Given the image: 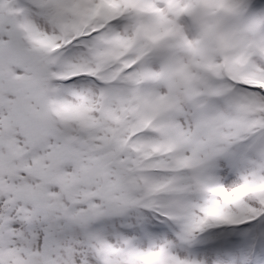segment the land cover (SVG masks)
<instances>
[{
	"label": "snow or ice",
	"instance_id": "obj_1",
	"mask_svg": "<svg viewBox=\"0 0 264 264\" xmlns=\"http://www.w3.org/2000/svg\"><path fill=\"white\" fill-rule=\"evenodd\" d=\"M0 264H264V0H0Z\"/></svg>",
	"mask_w": 264,
	"mask_h": 264
}]
</instances>
